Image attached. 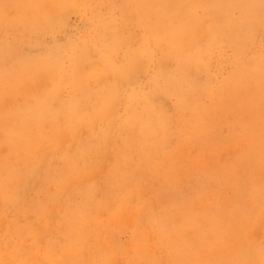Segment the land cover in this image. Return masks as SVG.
Wrapping results in <instances>:
<instances>
[{
  "label": "rangeland",
  "instance_id": "obj_1",
  "mask_svg": "<svg viewBox=\"0 0 264 264\" xmlns=\"http://www.w3.org/2000/svg\"><path fill=\"white\" fill-rule=\"evenodd\" d=\"M259 62L264 0H0V264H264Z\"/></svg>",
  "mask_w": 264,
  "mask_h": 264
},
{
  "label": "bare ground",
  "instance_id": "obj_2",
  "mask_svg": "<svg viewBox=\"0 0 264 264\" xmlns=\"http://www.w3.org/2000/svg\"><path fill=\"white\" fill-rule=\"evenodd\" d=\"M264 69V63H262L261 64V62H259V63H257V64H255L254 66H252V68L251 69H247L248 71L249 70H251V71H253V75H252V77H255L256 75H258V73L261 71V70H263ZM244 72H246V71H244ZM243 72V73H244ZM127 74V73H126ZM245 74V73H244ZM244 74H243V76H244ZM137 76V75H136ZM242 77V76H241ZM247 77V76H246ZM122 78V77H121ZM130 78V77H129ZM125 79V78H124ZM122 80V79H121ZM129 80V79H128ZM117 83H118V81H116ZM124 84V83H123ZM128 84V83H127ZM120 85H122V84H120ZM115 86V85H114ZM116 89V88H115ZM119 89V88H118ZM119 93V92H118ZM90 114V113H89ZM100 114V113H99ZM102 122V121H101ZM95 126V125H94ZM63 135V134H62ZM57 137V136H56ZM64 139H65V137H64ZM59 140V139H58ZM62 142H63V138H62ZM65 143V142H64ZM118 145V144H117ZM61 149V148H60ZM64 150V149H63ZM67 150V149H66ZM69 151H71V150H69ZM63 152V151H62ZM70 153V152H69ZM60 154V153H59ZM71 155V154H70ZM69 155V156H70ZM72 155H76V151H75V153L73 154L72 153ZM47 157V156H46ZM72 157V156H71ZM47 159V158H46ZM55 159V158H54ZM57 159V158H56ZM58 159H60V158H58ZM66 159V158H65ZM65 161V160H64ZM95 167V166H94ZM102 168H103V166H102ZM95 170V169H94ZM100 170V169H99ZM98 171V170H97ZM90 174V173H89ZM89 176V175H88ZM94 176V175H93ZM86 180V179H85ZM85 180H84V182H85ZM31 182V181H30ZM30 184V183H29ZM80 184V183H79ZM16 185H18V183H16ZM19 185H20V183H19ZM18 185V186H19ZM17 193V192H16ZM11 195V194H10ZM10 195H7V197L9 196V200H10ZM13 195H14V193H13ZM16 195V194H15ZM15 195H14V198H15ZM14 198H12V200H11V202L13 201V199ZM1 199H3V198H1ZM0 199V202L2 201ZM210 201V200H209ZM3 202V201H2ZM6 204V203H5ZM8 204H10V203H8ZM0 208H1V206H0ZM123 213V212H122ZM124 214V213H123ZM94 215V214H93ZM12 220V219H11ZM1 227H2V225H1ZM38 229V228H37ZM42 232V231H41ZM44 232V231H43ZM46 234H48V232L46 233ZM45 234V235H46ZM37 235V234H36ZM39 236H41V235H39ZM38 237V236H37ZM41 237H43V235L41 236ZM46 237V236H45Z\"/></svg>",
  "mask_w": 264,
  "mask_h": 264
}]
</instances>
